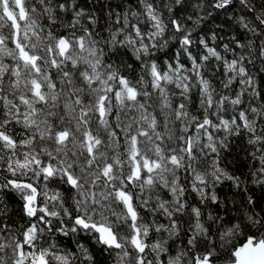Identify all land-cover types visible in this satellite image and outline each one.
<instances>
[{"label":"snow or ice","instance_id":"obj_1","mask_svg":"<svg viewBox=\"0 0 264 264\" xmlns=\"http://www.w3.org/2000/svg\"><path fill=\"white\" fill-rule=\"evenodd\" d=\"M0 264H264V0H0Z\"/></svg>","mask_w":264,"mask_h":264},{"label":"trees","instance_id":"obj_2","mask_svg":"<svg viewBox=\"0 0 264 264\" xmlns=\"http://www.w3.org/2000/svg\"><path fill=\"white\" fill-rule=\"evenodd\" d=\"M111 2L113 3V5H115L116 3L119 2V0H111ZM221 19H223V17H221ZM216 21H209L208 23V28H215L216 26ZM233 29L225 26L223 32L221 33V35L224 36V41L227 42V40L230 38L228 33H232ZM241 39H243V37H241ZM257 68L261 67V65L259 63H257L256 65ZM239 146H237L236 150L232 152L231 155H226L225 156V162L227 163L228 167L230 169H234L236 167H238L237 161H236V156H237V152H239ZM243 153L240 152V159H243ZM224 191H227V187L224 188Z\"/></svg>","mask_w":264,"mask_h":264}]
</instances>
